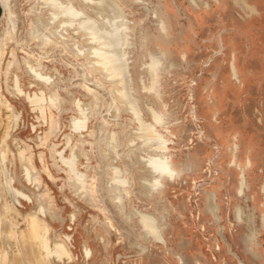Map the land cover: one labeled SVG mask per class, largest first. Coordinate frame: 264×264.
<instances>
[{"label":"rangeland","instance_id":"rangeland-1","mask_svg":"<svg viewBox=\"0 0 264 264\" xmlns=\"http://www.w3.org/2000/svg\"><path fill=\"white\" fill-rule=\"evenodd\" d=\"M69 1L1 5L0 264H264V0Z\"/></svg>","mask_w":264,"mask_h":264},{"label":"bare ground","instance_id":"bare-ground-1","mask_svg":"<svg viewBox=\"0 0 264 264\" xmlns=\"http://www.w3.org/2000/svg\"><path fill=\"white\" fill-rule=\"evenodd\" d=\"M48 1L49 3L53 4L55 7H56V16L58 14H61V5L64 4L62 3V0H46ZM96 1V0H95ZM69 2V3H68ZM103 4V3H102ZM0 5H2L5 10L7 11L8 10V6H9V2L8 0H0ZM66 7H67V11L68 13L72 16L74 13H73V7L72 5L70 4V1L69 0H66V3H65ZM110 5V4H109ZM108 6V5H107ZM58 8V9H57ZM116 8V7H115ZM117 9V8H116ZM108 10V9H107ZM114 11V10H113ZM117 11V10H116ZM65 12V11H64ZM112 13V12H111ZM113 14V13H112ZM55 16V17H56ZM112 16V15H111ZM87 17H85L84 19H86ZM90 19V18H89ZM79 21V20H78ZM84 21V20H83ZM79 23V22H78ZM81 23V22H80ZM75 24V23H74ZM70 25V24H69ZM68 25V26H69ZM98 25V24H97ZM72 26V25H71ZM87 27V26H86ZM96 31V30H95ZM94 31V32H95ZM123 32V31H122ZM111 33V32H110ZM108 34V33H107ZM73 35V34H72ZM106 41V40H105ZM114 42V41H113ZM108 43H110V40L108 41ZM100 45V44H99ZM120 46V45H119ZM116 48V46H115ZM121 50V49H120ZM119 50V51H120ZM101 52V51H100ZM111 52V51H110ZM117 52V51H116ZM117 53H120V52H117ZM114 59V58H112ZM110 61V60H109ZM116 62V61H115ZM113 63V62H112ZM121 64V63H120ZM160 161V160H159ZM156 162V161H155ZM163 164V163H162ZM2 161L0 160V173H4L3 171V166H2ZM155 167V166H154ZM158 169V168H157ZM166 169H168V166L166 167ZM154 170V169H153ZM165 171V169H164ZM167 171V170H166ZM118 179V178H116ZM118 185V184H117ZM116 185V186H117ZM118 189V188H117ZM154 223V221H153ZM152 225V224H151ZM154 225V224H153ZM37 238V246H38V251H40L41 253L43 254H46L47 256V261H54L55 260V257H54V254H58L56 253L57 252V248H56V245H55V241L53 239H48L47 237L45 236H42L40 234H37L36 236Z\"/></svg>","mask_w":264,"mask_h":264},{"label":"trees","instance_id":"trees-1","mask_svg":"<svg viewBox=\"0 0 264 264\" xmlns=\"http://www.w3.org/2000/svg\"><path fill=\"white\" fill-rule=\"evenodd\" d=\"M1 11H2V8H1V5H0V15H1Z\"/></svg>","mask_w":264,"mask_h":264}]
</instances>
